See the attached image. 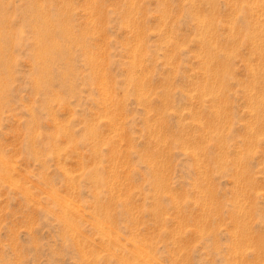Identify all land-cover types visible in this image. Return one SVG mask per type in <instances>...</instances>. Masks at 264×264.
Masks as SVG:
<instances>
[{
	"label": "rangeland",
	"instance_id": "374dc122",
	"mask_svg": "<svg viewBox=\"0 0 264 264\" xmlns=\"http://www.w3.org/2000/svg\"><path fill=\"white\" fill-rule=\"evenodd\" d=\"M131 263L264 264V0H0V264Z\"/></svg>",
	"mask_w": 264,
	"mask_h": 264
},
{
	"label": "bare ground",
	"instance_id": "6f19581e",
	"mask_svg": "<svg viewBox=\"0 0 264 264\" xmlns=\"http://www.w3.org/2000/svg\"><path fill=\"white\" fill-rule=\"evenodd\" d=\"M40 1V0H39ZM97 8V7H96ZM48 25V24H47ZM49 28V27H48ZM49 35V34H48ZM68 35V34H67ZM41 40H42V38H41ZM44 48V47H43ZM46 51H47V48H46ZM68 203V202H67ZM67 206V205H66ZM69 215H71V214H69ZM72 220V219H71ZM70 220V221H71ZM68 225V224H67ZM99 226V225H98ZM76 227V226H75ZM71 228V227H70ZM100 228V227H99ZM103 229V228H102ZM101 229V230H102ZM109 235V234H108ZM106 236V235H105ZM115 238V237H114ZM139 254H141V253H139ZM134 258H136V257H134ZM147 258V257H146ZM145 260V259H144ZM141 261V260H140ZM139 262V261H138ZM149 262V261H148ZM124 263H127V262H124ZM131 264H133V263H131Z\"/></svg>",
	"mask_w": 264,
	"mask_h": 264
}]
</instances>
